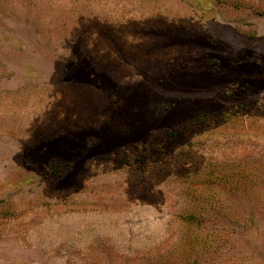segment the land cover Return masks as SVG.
<instances>
[{
  "label": "rangeland",
  "instance_id": "1",
  "mask_svg": "<svg viewBox=\"0 0 264 264\" xmlns=\"http://www.w3.org/2000/svg\"><path fill=\"white\" fill-rule=\"evenodd\" d=\"M0 264H264V0H0Z\"/></svg>",
  "mask_w": 264,
  "mask_h": 264
}]
</instances>
